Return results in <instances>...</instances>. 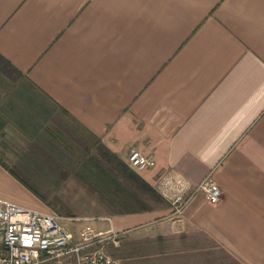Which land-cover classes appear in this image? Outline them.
Returning <instances> with one entry per match:
<instances>
[{
	"label": "crops",
	"instance_id": "obj_1",
	"mask_svg": "<svg viewBox=\"0 0 264 264\" xmlns=\"http://www.w3.org/2000/svg\"><path fill=\"white\" fill-rule=\"evenodd\" d=\"M11 81L28 93L11 96ZM57 110L122 162L151 156L132 172L145 189L174 173L223 192H199L180 216L168 203L67 222L75 234L90 222L153 259L264 264V0H0V128ZM2 176L1 197L21 202L0 161Z\"/></svg>",
	"mask_w": 264,
	"mask_h": 264
},
{
	"label": "rangeland",
	"instance_id": "obj_2",
	"mask_svg": "<svg viewBox=\"0 0 264 264\" xmlns=\"http://www.w3.org/2000/svg\"><path fill=\"white\" fill-rule=\"evenodd\" d=\"M9 85L11 96L28 93L15 82ZM48 114L39 116L42 122L38 125L28 121L25 126L21 122H11L0 128V161L19 177V183L25 188L24 193L17 195L21 202H14L75 223L170 203L159 191L156 193L139 184L127 163L113 157L97 138L80 128L71 117L58 110ZM93 160L105 170L101 173L110 178L101 182L97 173L91 176L86 168L94 164ZM9 187L6 177H0V198L6 199L1 195L10 192ZM143 238L145 241L146 237ZM120 239L117 246L110 241L106 243L105 250L122 264L179 262L147 257L145 242L134 249L128 236ZM216 253L211 259L208 253L199 255L197 264H239L221 251ZM38 264H76V260L68 256L45 259Z\"/></svg>",
	"mask_w": 264,
	"mask_h": 264
},
{
	"label": "built area",
	"instance_id": "obj_3",
	"mask_svg": "<svg viewBox=\"0 0 264 264\" xmlns=\"http://www.w3.org/2000/svg\"><path fill=\"white\" fill-rule=\"evenodd\" d=\"M151 156L132 150L127 164L134 170L154 165ZM158 191L170 202L172 215L179 216L199 192L211 203L223 196L220 185L206 178L192 186L181 175L160 176ZM119 245V233L111 226L96 230L85 223L75 234L64 218L0 198V264H38L49 258L72 256L76 264H122L105 250V244Z\"/></svg>",
	"mask_w": 264,
	"mask_h": 264
},
{
	"label": "trees",
	"instance_id": "obj_4",
	"mask_svg": "<svg viewBox=\"0 0 264 264\" xmlns=\"http://www.w3.org/2000/svg\"><path fill=\"white\" fill-rule=\"evenodd\" d=\"M12 172V171H11ZM13 174H15L14 172H12Z\"/></svg>",
	"mask_w": 264,
	"mask_h": 264
}]
</instances>
